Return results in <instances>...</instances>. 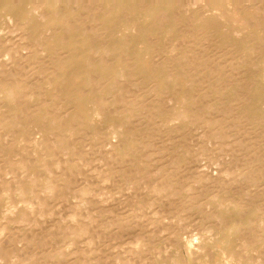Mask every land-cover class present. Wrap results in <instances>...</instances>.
Wrapping results in <instances>:
<instances>
[{
	"label": "bare ground",
	"instance_id": "obj_1",
	"mask_svg": "<svg viewBox=\"0 0 264 264\" xmlns=\"http://www.w3.org/2000/svg\"><path fill=\"white\" fill-rule=\"evenodd\" d=\"M0 14V264H264V0Z\"/></svg>",
	"mask_w": 264,
	"mask_h": 264
},
{
	"label": "rangeland",
	"instance_id": "obj_2",
	"mask_svg": "<svg viewBox=\"0 0 264 264\" xmlns=\"http://www.w3.org/2000/svg\"><path fill=\"white\" fill-rule=\"evenodd\" d=\"M1 15H3V17H1L0 18V29H2V27L5 25V22H6V24H8V21H7V17H8V15H4V14H0V16ZM11 16V15H10ZM13 23H14V21H13ZM12 23V24H13ZM10 24V23H9ZM12 24H10V25H12ZM10 28V27H9ZM3 29H5V27L3 28ZM11 30V29H10ZM11 32H13L12 30H11ZM14 33V32H13ZM16 34H14V36H15ZM13 36V34H12V37L15 39V37ZM7 37H9V35L7 36ZM13 41V40H12ZM223 161V160H222ZM222 161L220 160V162L222 163ZM219 165L221 164V163H219V162H217ZM217 164V165H218ZM215 164H213V166H214ZM216 166V165H215ZM199 196V198L197 199V201H196V203L197 204H201L200 202L202 201V199H204V197H202V196H200V194L198 195ZM201 197V198H200ZM200 201V202H199ZM165 208H163V211L165 212V210H164ZM164 214H166V212L164 213ZM163 214V215H164ZM235 213L234 212H231V213H229V218H231V217H235Z\"/></svg>",
	"mask_w": 264,
	"mask_h": 264
}]
</instances>
